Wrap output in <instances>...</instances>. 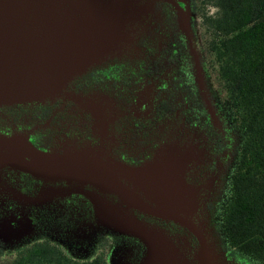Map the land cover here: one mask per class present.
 I'll return each mask as SVG.
<instances>
[{"label":"flooded vegetation","instance_id":"obj_1","mask_svg":"<svg viewBox=\"0 0 264 264\" xmlns=\"http://www.w3.org/2000/svg\"><path fill=\"white\" fill-rule=\"evenodd\" d=\"M155 6L158 19L132 49L75 78L68 95L1 106L0 132H22L42 149L68 142L103 145L135 166L152 160L166 143L195 145L202 155L189 163L185 179L198 189L194 220L207 221L212 260L250 264L222 249L210 220L238 140L212 88L189 1L157 0ZM92 191L99 192L91 185L0 169V264H142L148 244L105 224L88 196ZM129 212L164 229L162 245L170 250L169 238L181 262L202 264L200 242L185 226L137 209Z\"/></svg>","mask_w":264,"mask_h":264},{"label":"water","instance_id":"obj_2","mask_svg":"<svg viewBox=\"0 0 264 264\" xmlns=\"http://www.w3.org/2000/svg\"><path fill=\"white\" fill-rule=\"evenodd\" d=\"M81 1L84 6L76 11L73 2L67 10L53 0H0V107L62 98L69 94L71 81L92 67L122 57L124 47L136 42L134 23L143 21L141 0H132L139 1L136 4ZM201 155L195 145L170 142L152 160L135 166L116 158L103 145L68 142L60 148L42 149L22 132H0V169L10 167L38 178L96 187L100 193L88 195L98 217L148 244L142 264H175L171 262L173 249L165 250L162 237L128 219L125 214L130 209L185 226L200 242L201 263L215 264L205 227L194 220L200 207L198 189L185 179L189 163ZM105 195L121 201L112 202Z\"/></svg>","mask_w":264,"mask_h":264},{"label":"trees","instance_id":"obj_3","mask_svg":"<svg viewBox=\"0 0 264 264\" xmlns=\"http://www.w3.org/2000/svg\"><path fill=\"white\" fill-rule=\"evenodd\" d=\"M188 1L212 88L238 140L210 208L213 231L229 255L264 264V0Z\"/></svg>","mask_w":264,"mask_h":264},{"label":"rangeland","instance_id":"obj_4","mask_svg":"<svg viewBox=\"0 0 264 264\" xmlns=\"http://www.w3.org/2000/svg\"><path fill=\"white\" fill-rule=\"evenodd\" d=\"M55 3H58L60 5H63L67 10L69 9L68 7V3L69 2H73L72 3V6L73 8L78 11V10H81V6L84 4L81 0H53ZM102 1V0H100ZM120 2H128V1H131L132 3L136 4L135 2H138L139 1H132V0H119ZM75 2V3H74ZM157 0H141L140 3H142L143 7H144V10H143V21H141L139 24H135V29L137 30L136 33H135V37L136 39L143 33L145 32L146 30H148V28L150 27L151 23L158 19L159 17V13L157 11V9L155 8V4H156ZM117 3L116 2H113V5H116ZM84 6V5H83ZM154 9V10H153ZM145 14V15H144ZM197 23H199V20H197ZM138 28V29H137ZM132 46L133 45H126L122 51V55L123 54H126L127 52H129V50L132 49ZM204 74V73H203ZM202 74V75H203ZM206 74V73H205ZM205 74H204V77H205ZM208 81V80H207ZM210 83V81H208ZM89 196V195H88ZM109 200H111L112 202H119V200L117 199V197H111V195H105ZM90 198V196H89ZM91 199V198H90ZM92 201V200H91ZM95 206V205H94ZM95 210H96V213L98 214V211L95 207ZM127 216L128 219L130 220H134L138 223H141L143 226H145L146 228L150 229L152 233H155L156 237H160L163 236V230L164 229H161L160 227L156 226V225H153V224H149L147 221L143 220V219H139L136 215H134L132 212H128L125 214ZM206 218V217H205ZM201 224L205 227V230L207 232V234H210V228L207 224V221L206 220H202ZM164 234H166L164 232ZM167 243H168V247L173 249V256L171 257V262L173 261V263L175 264H184V262H181L180 259H179V255L178 253L176 252V247L171 243L170 239L167 238ZM211 251L214 253L215 252V248L212 247Z\"/></svg>","mask_w":264,"mask_h":264}]
</instances>
